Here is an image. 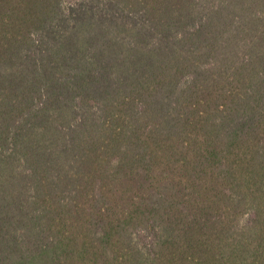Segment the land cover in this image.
Wrapping results in <instances>:
<instances>
[{"label": "trees", "instance_id": "1", "mask_svg": "<svg viewBox=\"0 0 264 264\" xmlns=\"http://www.w3.org/2000/svg\"><path fill=\"white\" fill-rule=\"evenodd\" d=\"M0 264H264V0H0Z\"/></svg>", "mask_w": 264, "mask_h": 264}]
</instances>
